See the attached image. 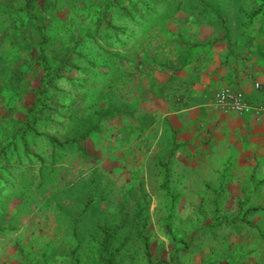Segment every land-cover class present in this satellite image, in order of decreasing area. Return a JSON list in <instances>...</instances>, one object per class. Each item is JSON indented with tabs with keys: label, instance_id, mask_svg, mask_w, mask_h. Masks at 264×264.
I'll return each instance as SVG.
<instances>
[{
	"label": "rangeland",
	"instance_id": "374dc122",
	"mask_svg": "<svg viewBox=\"0 0 264 264\" xmlns=\"http://www.w3.org/2000/svg\"><path fill=\"white\" fill-rule=\"evenodd\" d=\"M25 6L0 0V264H106L105 246L115 264H264V148L255 165L186 164L140 110L160 79L161 28L171 39L183 19L264 65V0ZM55 50L76 65L33 117Z\"/></svg>",
	"mask_w": 264,
	"mask_h": 264
},
{
	"label": "crops",
	"instance_id": "0c3cea01",
	"mask_svg": "<svg viewBox=\"0 0 264 264\" xmlns=\"http://www.w3.org/2000/svg\"><path fill=\"white\" fill-rule=\"evenodd\" d=\"M184 22L177 23L171 39L164 38L161 28L160 79H148L141 94L149 98L140 109L145 113L144 124L161 118V148L167 157L173 154L172 159L222 166L241 156L252 158L247 162L255 165L264 148V65L242 60L238 49L211 33L206 24L198 22L195 27ZM232 82L262 107L244 115L217 109L216 91ZM257 82L262 83L259 89Z\"/></svg>",
	"mask_w": 264,
	"mask_h": 264
},
{
	"label": "trees",
	"instance_id": "16d2710c",
	"mask_svg": "<svg viewBox=\"0 0 264 264\" xmlns=\"http://www.w3.org/2000/svg\"><path fill=\"white\" fill-rule=\"evenodd\" d=\"M28 15H32V11L35 9V0H26V6H25ZM213 9V8H212ZM215 13L219 15L221 18L222 16L218 12V10H215ZM39 18V17H38ZM39 30L42 34V44H46L48 42V36L45 34L44 27L41 25L39 27ZM54 56L52 61H61L63 59L62 63L59 65L50 63L46 57L43 58V68L45 70L44 74V82L42 86L43 90V96L40 95L39 98L35 102V106L30 109L31 111V116L37 117L36 113H42L45 111V109L48 107V103H50L51 98H49V91L56 89V81L59 77H61V74L63 71H65V65L70 64L75 66L74 60H71L72 55L68 51H61V50H55L54 51ZM67 58V59H66ZM105 250L108 253V256L106 258V264H115V255L110 254L108 249L105 246Z\"/></svg>",
	"mask_w": 264,
	"mask_h": 264
},
{
	"label": "built area",
	"instance_id": "2783aa9c",
	"mask_svg": "<svg viewBox=\"0 0 264 264\" xmlns=\"http://www.w3.org/2000/svg\"><path fill=\"white\" fill-rule=\"evenodd\" d=\"M260 82L256 88H261ZM214 104L223 112L244 115L253 108L262 107L253 104L250 94L238 85H227L218 89L214 96Z\"/></svg>",
	"mask_w": 264,
	"mask_h": 264
}]
</instances>
